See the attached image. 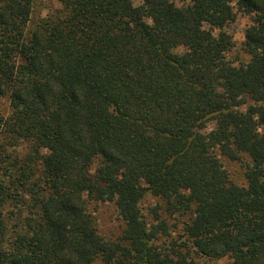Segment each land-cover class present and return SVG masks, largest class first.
Instances as JSON below:
<instances>
[{"label": "trees", "instance_id": "16d2710c", "mask_svg": "<svg viewBox=\"0 0 264 264\" xmlns=\"http://www.w3.org/2000/svg\"><path fill=\"white\" fill-rule=\"evenodd\" d=\"M233 1L255 16L240 66L204 28L234 21ZM59 2L33 22L34 0H0V98L18 104L0 111V264H264V0ZM215 146L251 160L245 185ZM148 193L192 211L184 241L145 218ZM90 201L114 202L120 236Z\"/></svg>", "mask_w": 264, "mask_h": 264}, {"label": "rangeland", "instance_id": "374dc122", "mask_svg": "<svg viewBox=\"0 0 264 264\" xmlns=\"http://www.w3.org/2000/svg\"><path fill=\"white\" fill-rule=\"evenodd\" d=\"M139 1H136L138 4ZM236 18L234 21L229 22L222 28L213 27L209 24H205L204 28L213 36H218L221 32L227 33L231 38V47L225 53L226 61L233 66H240L248 63L251 57L246 53L244 44L246 41V32L249 27L254 23L255 16L253 13L240 8L236 1L232 2ZM62 4L59 0H34L31 19L33 22L40 19L49 18L57 15L62 11ZM149 24H153L152 20H147ZM186 51L183 46H177L171 49L173 54H181ZM251 101L248 102L250 104ZM18 104L8 97L0 98V111L5 115H8L11 111L16 109ZM216 123L213 120L205 121L201 123L199 131L211 139V134L215 129ZM264 130V128H262ZM212 153L219 159L228 178L231 182L245 185L246 172L249 165L252 164L251 160L242 154L238 160H232L225 156L219 146L211 148ZM183 195L187 196L186 192ZM141 208L145 218L151 223L158 225L160 221H165L169 227L171 238L178 239L179 243L185 240L184 226L192 218V211L182 209L181 211H167L166 204L159 198H156L152 194L148 193L141 202ZM88 209L95 218L98 231L101 236L106 239H116L120 236L126 227L125 222L121 219L119 212L114 202H97L90 201L88 203ZM157 213V214H156ZM167 237H162V241L165 242ZM200 262H205L207 259L201 256L196 257ZM233 259L231 257H223L213 261V264H232ZM92 264H103L101 259L95 260Z\"/></svg>", "mask_w": 264, "mask_h": 264}]
</instances>
